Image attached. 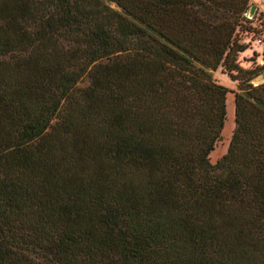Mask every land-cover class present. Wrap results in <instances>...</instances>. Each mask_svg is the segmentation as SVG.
I'll return each instance as SVG.
<instances>
[{
  "label": "trees",
  "instance_id": "obj_1",
  "mask_svg": "<svg viewBox=\"0 0 264 264\" xmlns=\"http://www.w3.org/2000/svg\"><path fill=\"white\" fill-rule=\"evenodd\" d=\"M250 1L0 0V264H264Z\"/></svg>",
  "mask_w": 264,
  "mask_h": 264
},
{
  "label": "rangeland",
  "instance_id": "obj_2",
  "mask_svg": "<svg viewBox=\"0 0 264 264\" xmlns=\"http://www.w3.org/2000/svg\"><path fill=\"white\" fill-rule=\"evenodd\" d=\"M252 4L257 6L255 14L253 17H249L248 9L246 17L252 19L251 26L254 28V32H250L246 35L245 38L249 42V47L238 57L239 65L245 69H251L264 63V53L262 52L261 47L254 42V38L258 34L264 32V0H251L250 6ZM209 71L213 79L217 83L225 86L228 90L226 95V118L221 131V136L210 153V161L215 163L227 151L232 131L234 129V91L237 89L238 81L232 80L230 75H228L227 72H224L222 67H218L216 70L209 69ZM84 83H86V81L81 82V84Z\"/></svg>",
  "mask_w": 264,
  "mask_h": 264
},
{
  "label": "water",
  "instance_id": "obj_3",
  "mask_svg": "<svg viewBox=\"0 0 264 264\" xmlns=\"http://www.w3.org/2000/svg\"><path fill=\"white\" fill-rule=\"evenodd\" d=\"M257 9V6L255 4H252L250 7H249V11H248V16L249 17H253V15L255 14V11ZM253 83L255 85H258V84H261V83H264V71L261 72L254 80H253Z\"/></svg>",
  "mask_w": 264,
  "mask_h": 264
},
{
  "label": "built area",
  "instance_id": "obj_4",
  "mask_svg": "<svg viewBox=\"0 0 264 264\" xmlns=\"http://www.w3.org/2000/svg\"><path fill=\"white\" fill-rule=\"evenodd\" d=\"M257 43L260 45V46H262V47H264V38L263 37H259V38H257Z\"/></svg>",
  "mask_w": 264,
  "mask_h": 264
}]
</instances>
